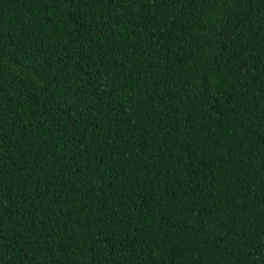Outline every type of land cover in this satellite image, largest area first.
<instances>
[{
	"label": "trees",
	"instance_id": "1",
	"mask_svg": "<svg viewBox=\"0 0 264 264\" xmlns=\"http://www.w3.org/2000/svg\"><path fill=\"white\" fill-rule=\"evenodd\" d=\"M0 264H264V0H0Z\"/></svg>",
	"mask_w": 264,
	"mask_h": 264
}]
</instances>
